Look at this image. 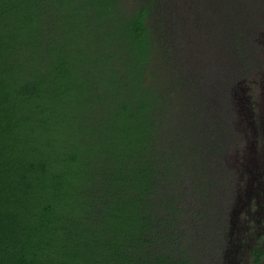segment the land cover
Segmentation results:
<instances>
[{"label":"trees","instance_id":"trees-1","mask_svg":"<svg viewBox=\"0 0 264 264\" xmlns=\"http://www.w3.org/2000/svg\"><path fill=\"white\" fill-rule=\"evenodd\" d=\"M230 4L0 0V264H212Z\"/></svg>","mask_w":264,"mask_h":264},{"label":"flooded vegetation","instance_id":"flooded-vegetation-1","mask_svg":"<svg viewBox=\"0 0 264 264\" xmlns=\"http://www.w3.org/2000/svg\"><path fill=\"white\" fill-rule=\"evenodd\" d=\"M257 74L264 90V68L249 82L255 87ZM260 99L257 93L238 97L237 112L243 115L238 129L230 127L228 115L234 113L230 98L225 100L230 111L220 112V133L222 137L234 134L231 145L240 152L235 151L234 169L228 170L223 164L226 139L219 140L220 170L214 176L219 183L212 213L218 214L215 220L220 222H214L217 254L212 264H264V99Z\"/></svg>","mask_w":264,"mask_h":264},{"label":"rangeland","instance_id":"rangeland-1","mask_svg":"<svg viewBox=\"0 0 264 264\" xmlns=\"http://www.w3.org/2000/svg\"><path fill=\"white\" fill-rule=\"evenodd\" d=\"M229 3H231L230 4L231 7L227 8L225 6L226 7L224 8L225 14L223 15L219 13L217 15L218 17L216 20L220 23V25H222L221 28L224 29L223 32L231 31L232 26L233 27L238 26L237 30L242 31L241 33L235 34V36L239 40L238 42L239 44L236 46L238 50H233L234 52V54L232 55L233 59H229V61L231 62V65L233 66L227 65V63L225 62V59H223L224 61L222 62L224 64L220 63L219 60L221 58L219 57L220 55H223L224 53L216 49L208 50L207 42L202 41L199 44V46H201L202 50H204L202 52V56L203 58H207L206 59L207 63L215 62L217 64L216 60H218L220 63L218 64V66L214 64L212 65L214 68L218 67L219 69V71L217 72L216 78L219 79L220 87H222V89H221V94L220 95L217 94V95L220 96L221 98L219 97L220 99L219 100L217 96V97H212L211 100H213V103H216V99H218L217 102L219 101V104H220L219 110H221V112L224 113L225 111H228V112L230 111V107L228 108V106H226L225 100H227L228 98L231 99L232 104H230V106L232 108V105H233L232 109L234 113H230V115H228L230 122L232 121V125H230V127H234L235 129H238L237 128L239 126L238 118L243 117V115H240L237 112L238 107H239L238 97L241 94L247 96V95H250L251 93L253 94L257 93L259 94L261 98L260 99L261 102L264 99V90L262 88L263 84L258 82L260 80L259 74L254 76L255 77L254 79L257 80L255 87L253 86L254 85L253 82H249V80L253 79L252 76L254 75V73L261 72L264 68V0H229ZM221 4L224 5V1H221ZM167 8H168V5H167ZM192 11H194V9ZM164 13L165 14H162L161 17L164 15L165 17L164 21H166V24L168 23V26L171 25V23H173V20H175L174 23H176L177 25L180 24L182 26V24L184 23V22L182 23L181 21L182 19L179 13L176 12L177 14H175L173 12H170L169 10L165 11ZM198 19H199L198 16H196V18L195 17L193 18V23L190 24L191 27L188 26L187 34H185L184 36L179 35L181 31L177 30L175 26H173V28L170 29V32L173 33V41L171 44L173 47L175 44L176 47H179L180 49L187 48L186 40L192 41V38L195 36H199V33L203 34L204 40L206 41L207 39L210 40L211 41L210 43H212L213 34L217 35L218 33L219 37L220 36L223 37V34L221 35L217 31L214 32V31L207 30L205 26L203 27V25L201 27L199 25L196 26V24L194 23V20H198ZM248 21H255L257 25L254 28H252L253 26L252 22H248ZM190 22H192V20H190ZM246 22L248 23L246 24ZM227 25L228 27H226ZM217 36L215 37L218 38ZM182 37L186 38V40L183 39ZM230 43H232V41ZM221 45L223 47L225 46L224 43H222ZM182 60H183V57H182ZM243 88H246L245 92H243ZM249 98H251V96ZM235 103L237 105H235ZM215 135H216L215 137L217 141L223 140V138L226 139L225 142H226L227 147L225 148V153H224L225 155L223 154V158H224L223 164L226 165V168H228V170H233L234 162L236 159L235 151L240 152L239 147H235L234 145H231L234 143L232 141L234 134H232V136L228 134V136L222 137L221 133L219 132L218 134H215Z\"/></svg>","mask_w":264,"mask_h":264}]
</instances>
